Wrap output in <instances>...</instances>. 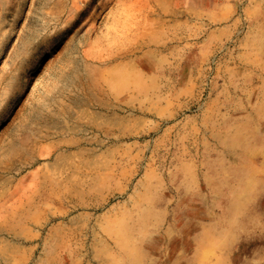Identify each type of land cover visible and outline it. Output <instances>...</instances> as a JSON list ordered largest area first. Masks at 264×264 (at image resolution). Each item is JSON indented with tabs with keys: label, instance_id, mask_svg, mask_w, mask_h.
<instances>
[{
	"label": "rangeland",
	"instance_id": "rangeland-1",
	"mask_svg": "<svg viewBox=\"0 0 264 264\" xmlns=\"http://www.w3.org/2000/svg\"><path fill=\"white\" fill-rule=\"evenodd\" d=\"M0 264H264V0H0Z\"/></svg>",
	"mask_w": 264,
	"mask_h": 264
},
{
	"label": "bare ground",
	"instance_id": "bare-ground-1",
	"mask_svg": "<svg viewBox=\"0 0 264 264\" xmlns=\"http://www.w3.org/2000/svg\"><path fill=\"white\" fill-rule=\"evenodd\" d=\"M84 12H85V9H84ZM84 12H83V10H82V8H81V10L78 11V14H79V15H82ZM41 15H42V14H41ZM79 15H78V16H79ZM39 18H40V17H39ZM34 19H35V18H34ZM39 21H40V19H39ZM35 23H36V22H35ZM38 27H39V26H38ZM51 27H52V26H51ZM39 28H41V26H40ZM33 33H34V32H33ZM29 35H30V34H29ZM51 35H52V34H51ZM35 36H36V35H35ZM30 37H32V36H30ZM47 37H48V35L46 36V38H47ZM33 38H34V37H33ZM28 39H30V38H28ZM40 39H41V38H40ZM32 40H33V39H32ZM33 41H34V40H33ZM28 42H29V41H28ZM28 42H27V43H28ZM25 43H26V42H25ZM30 43H32V42H30ZM41 43H42V42H41ZM34 45H35V44H34ZM27 46H28V45H27ZM39 46H40V45H39ZM39 46H38V47H39ZM21 47H22V46H21ZM26 48H27V47H25V49H26ZM32 48H35V46L32 47ZM20 50H21V49H20ZM36 50H37V49H36ZM20 52H21V51H20ZM34 52H35V51H34ZM33 55H34V54H32V56H33ZM18 56H19V55H18ZM70 61H71V60H70Z\"/></svg>",
	"mask_w": 264,
	"mask_h": 264
}]
</instances>
